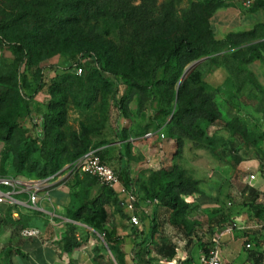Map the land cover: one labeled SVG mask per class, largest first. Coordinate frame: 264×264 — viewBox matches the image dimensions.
<instances>
[{
  "label": "rangeland",
  "instance_id": "obj_1",
  "mask_svg": "<svg viewBox=\"0 0 264 264\" xmlns=\"http://www.w3.org/2000/svg\"><path fill=\"white\" fill-rule=\"evenodd\" d=\"M64 1L0 0V23L12 20L19 22L18 27L1 31L0 34L8 41L23 42L29 49L32 63V69L24 73V82L19 83L15 78H9L13 59L6 45L0 42V76L8 77L0 82V97L5 100L6 110L17 114L19 135L24 140L36 138L54 145L55 149L50 147L46 157L38 153L32 154L25 168L28 169L35 162L40 168L54 170L53 174L48 175L55 176L50 189L68 194L70 201L66 216L69 221L63 223V228L59 231L61 239L70 233V242H78L81 246L92 238L93 264H131L137 254V264H166L165 257L159 250L165 251L167 248H173L174 255L179 254L181 258L188 259L182 264H194L195 261L198 263L199 254L207 253L214 235L227 227L234 231L243 228L240 232L244 237L241 238L248 240H240L237 234L234 240L240 241L221 246L219 254L227 264H253L255 253L244 248L245 242L253 244L250 234L252 230L247 228L255 219L263 220L264 214L258 211L260 216L256 215L257 208L250 205L243 195L248 186L240 182L238 176H230L227 172L228 166L234 167L239 160L250 157H256L260 172H264V95L256 91L243 76L233 77L226 82L224 89H208L207 92L213 96L222 118L212 125L199 122L197 128L204 135L192 141L185 140L178 155L174 140L167 135L166 126L170 118L163 116L159 122L153 120L157 101L148 102L143 111H139L136 91L120 75H116L121 70L132 67L138 81L149 84L144 75L146 56L140 55L141 46H138L135 53L127 54L123 51L128 37H133V30L121 20H114L110 16L83 21L73 29L60 28L55 25L54 16L72 14ZM164 1L166 0H157V5ZM173 1L174 17L181 20L191 2L202 0ZM109 45L110 50L107 49ZM86 49L104 53L108 65H105V71H99L88 58L75 67L77 79L61 83L69 94L64 105V125L60 129L49 127L44 121L46 106L50 100L48 87L52 80L58 82L62 76H71L72 72L65 66L78 61L81 52ZM213 57L218 59L217 55ZM198 61L186 76L187 78L192 72L198 74V78L191 82V87L200 85L204 75L214 67L207 61V57L196 62ZM78 68L81 70L79 74ZM39 71L45 78V86L32 101L26 102L23 96L31 95L35 87L34 77ZM88 88L96 90V101L90 106H84L80 103V97ZM123 97L127 102L125 111L121 112L117 101ZM235 118L251 133V137L245 141L238 135H232L225 127L227 121ZM222 131L228 136L219 135ZM152 132H162L171 140L166 145L167 150L164 146L159 148L156 143L142 146L145 134ZM86 141L89 150H97L102 159L119 175L129 173L130 180L136 185L138 203L135 213L139 218L138 227L130 226L128 215L123 209H118L115 202L105 206L108 222L103 230L110 233L114 240L111 244L105 241L100 231L81 220H71L73 212L93 200L100 192L94 179L73 166V154L80 143ZM15 151L14 146L0 141L1 174L15 172ZM142 162L150 168L140 169ZM174 167L183 171L184 177L199 182V194L180 196L178 199V204L187 207L182 227L171 225V211L166 207L147 203L151 198L152 173L160 168L170 171ZM19 174L29 178L36 176V172L32 175L27 171ZM174 175L175 173L168 178H173ZM167 180L161 179L160 185ZM183 242H187L186 246L182 245ZM256 242L255 248L264 250V241ZM246 253L247 259L243 262ZM261 256L264 257V252ZM260 264H264V260Z\"/></svg>",
  "mask_w": 264,
  "mask_h": 264
},
{
  "label": "trees",
  "instance_id": "obj_2",
  "mask_svg": "<svg viewBox=\"0 0 264 264\" xmlns=\"http://www.w3.org/2000/svg\"><path fill=\"white\" fill-rule=\"evenodd\" d=\"M136 2L138 4H135ZM64 3L72 14L69 16L63 14L54 16L55 25L60 28L73 29L83 21L110 16L114 20H121L128 28L133 30V37H128L126 44L123 46V51L127 54L135 53L138 46H141L139 48L140 55L146 56L145 66L143 67L144 75L149 84L138 81L132 67L121 70L116 75H120V78L136 91L139 111H143L148 102L157 101V108L153 112V120L159 122V119L163 116L170 118L168 126H166L167 135L174 140L178 155L183 149L185 140L192 141L204 135L203 131L197 128L199 122L212 125L216 120L222 118V113L213 96L207 92L210 88L203 81L200 85L191 87V82L198 78L196 72H192L179 84L187 66L202 57H207V61L214 66L211 69L222 66L227 70L228 79L226 82H229L233 77L243 76L254 86L256 91L264 95V90L256 83L253 76L243 69L244 65L249 64L256 58H261L260 45L256 44L244 49L241 48L244 43L264 36V25H257L247 32L228 34L223 41H217L214 38L209 20L214 12L223 6L222 0L191 2L189 8L183 12L181 20H176L174 17L173 0H166L159 5H157V0H65ZM262 7H264V3L258 2L251 9ZM18 26L19 22L17 20L0 23V33ZM128 33L126 34L128 35ZM0 42L6 45V49L13 59L9 78H15L19 83L24 82L26 80L25 71L32 69L29 49L23 42L8 41L1 34ZM110 48L109 45L107 49L110 50ZM221 52L225 53L220 55ZM81 53L78 61L65 66L66 69L72 72V75L62 76L58 82L52 80L48 87L50 100L46 106L44 121L49 127L60 129L64 125V105L68 101L69 94L61 83L72 82L77 79L75 67L80 66L81 62L88 58L93 61L99 71H105V65H108L104 53L92 49L83 50ZM214 55H217L218 59L214 58ZM7 78L0 76V82ZM34 82L35 87L31 95L23 96L26 102L32 101L45 86V78L41 71L34 77ZM95 101L96 90L93 88H88L86 93L80 97V103L84 106H90ZM126 102L124 97L117 101L118 109L121 112L125 111ZM16 119L17 114L7 111L5 100L0 97V141L4 144H11L16 148L14 155L15 172L12 175L24 176L27 179L49 177L48 175L53 174L54 170H47L46 167L40 168L35 162H32L28 169L25 166L32 154L38 153V155L46 157L50 147L55 149L54 145L51 146L50 142L36 138L24 140L19 135V125ZM225 127L232 135H238L244 141L251 137V133L246 131L236 118L227 121ZM87 147V141L80 143L78 150L72 156L74 162L89 151ZM98 155L105 162L99 152ZM23 171H27L30 175L36 172L37 177L29 178L24 174L20 175L19 173ZM174 173L173 178H168ZM118 177L127 189L131 190L136 186L130 180L129 173L125 172V175L118 174ZM163 178L168 180L165 184L160 185V180ZM198 185V181L184 177L183 171L175 167L170 171L160 168L152 173L150 177L151 198L149 201L157 200L159 205L170 210L171 225L182 227L185 224L184 213L187 207L184 204H178V199L180 196L199 194ZM99 187L100 192L98 195L73 212L71 220H81L87 226L100 231L105 241L111 244L114 240H112L110 233L103 230V226L108 222L105 206L115 202L118 209L122 210V207L118 197L112 190L103 185H99ZM251 193L252 190H249V194ZM256 211V215L260 216L258 211L261 210ZM69 236L70 233L62 239L64 250L67 252L80 246L78 242L71 243V237ZM251 241L256 247V241L260 240L252 236ZM255 249L247 251L255 253L252 259L253 264H260L264 260V257L261 256L264 251L259 253L258 249H256L257 251ZM159 251L165 259L174 257L173 248H167L165 251L160 249ZM138 257L137 254L131 264H137L135 259Z\"/></svg>",
  "mask_w": 264,
  "mask_h": 264
},
{
  "label": "crops",
  "instance_id": "obj_3",
  "mask_svg": "<svg viewBox=\"0 0 264 264\" xmlns=\"http://www.w3.org/2000/svg\"><path fill=\"white\" fill-rule=\"evenodd\" d=\"M243 1L222 0L223 6L218 8L210 18V27L217 41H223L228 34L247 32L257 25H264V7L246 9L243 7ZM258 2L264 3V0H254L252 6ZM256 44L260 45L261 58H256L244 65L243 69L250 73L260 88L264 90V36L244 43L241 48L244 49ZM224 53L221 52L220 55ZM227 79V70L218 66L206 73L202 81L211 90H217L225 88ZM262 131L264 132V128ZM152 133L158 134L159 132ZM159 134L163 133L160 132ZM219 135L228 136L225 131L220 132ZM169 141L171 140L167 137L162 140L156 137L145 138L142 141V146L145 147L148 143H156L159 148H163V146L166 148ZM262 150L264 151V146ZM155 151L156 156L157 150L155 149ZM144 163L139 165L142 170L147 169V165ZM228 170V175L238 176L239 181L244 184L247 176H255L254 184L251 187L248 186L243 195L250 205L256 207V210H261L264 214V172H260L256 157L243 158L237 162L236 166H228ZM249 190H252L251 194H249ZM18 198L26 202V196ZM69 201L68 194L57 189H49L47 192L39 194L37 210H32L25 204L15 207L0 204V264H93L92 238L77 249L69 252L64 250L59 231L63 228V223L69 221L66 216ZM24 228L36 229L40 235L35 238H24L20 235ZM248 228L252 230L250 232L252 236L264 241V218L259 221L255 219ZM240 231L236 230L232 235L225 236L221 246L246 240L247 238H241L244 236ZM237 234L240 236V240H234ZM221 258L225 261L224 257ZM246 259L247 253L243 256V262Z\"/></svg>",
  "mask_w": 264,
  "mask_h": 264
},
{
  "label": "built area",
  "instance_id": "obj_4",
  "mask_svg": "<svg viewBox=\"0 0 264 264\" xmlns=\"http://www.w3.org/2000/svg\"><path fill=\"white\" fill-rule=\"evenodd\" d=\"M254 0H244L243 7L250 9ZM78 74L81 72L77 70ZM145 138L156 137L157 139H164L163 134L147 133ZM73 166L81 173L94 178L99 185L106 186L112 190L119 199L120 205L126 215L129 218V224L131 227L139 226V218L135 213V207L138 203L136 196V189L133 187L131 190L127 189L120 181L116 171L103 162L98 155L97 150H89L84 153L79 159H77ZM147 168H150L147 165ZM256 178L254 175H249L246 178L245 185L251 187ZM55 181V176L47 177L44 179H27L22 176H16L12 174L0 173V204H6L9 207H15L17 205L25 204L32 210H37L38 196L40 193L47 192ZM26 196V202H23L18 197ZM153 205H158L157 200L147 202ZM143 213L147 214L145 210ZM243 230V228H239ZM249 229V228H247ZM234 230L231 227H227L218 234L214 235L211 239V246L207 253H201L198 257V263L194 264H227L225 263L220 254L219 248L222 245L223 238L225 236L232 235ZM20 235L24 238H35L40 235V232L33 228H24L21 230ZM248 239H246L247 241ZM180 244L181 242L178 241ZM187 242H183L182 245L186 246ZM245 250H254V244L245 242ZM256 250V249H255ZM257 251V250H256ZM264 250L261 248L259 253ZM166 264H182L187 258H181L179 254L174 255L172 259H164Z\"/></svg>",
  "mask_w": 264,
  "mask_h": 264
},
{
  "label": "water",
  "instance_id": "obj_5",
  "mask_svg": "<svg viewBox=\"0 0 264 264\" xmlns=\"http://www.w3.org/2000/svg\"><path fill=\"white\" fill-rule=\"evenodd\" d=\"M199 63V61L198 62H194V63H192V64H190L189 66H188V68H186V70H185V72H184V74L182 75V77L180 78V81H179V84L186 78V76L196 67V65ZM178 84V85H179Z\"/></svg>",
  "mask_w": 264,
  "mask_h": 264
}]
</instances>
